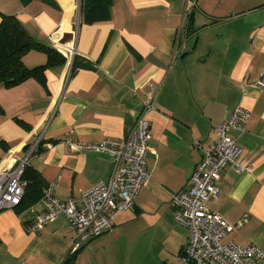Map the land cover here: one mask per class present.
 I'll return each instance as SVG.
<instances>
[{"label":"crops","instance_id":"crops-1","mask_svg":"<svg viewBox=\"0 0 264 264\" xmlns=\"http://www.w3.org/2000/svg\"><path fill=\"white\" fill-rule=\"evenodd\" d=\"M110 3L109 21L87 25L79 0H0V19L14 16L36 42L72 49L92 67L70 75L72 58L62 52L67 62L44 73L45 88L34 80L0 86V141L9 148L0 147V170L8 153L23 157L40 139L28 165L46 185L56 184L58 201L79 204L80 192L106 182L113 164L106 155L75 153L65 141L126 137L153 86L154 109L146 114L150 181L131 209L135 215L148 211L161 233L139 246L127 231L129 209L111 232L87 242L66 264H183L188 231L172 221L170 194L187 188L202 151L216 140L215 129L241 106L250 113L246 134L233 136L237 161L250 170L222 171L208 208L230 224L244 219L229 239L264 251V89L254 85L264 75V0H197L186 13L185 0ZM23 62L38 67L45 56L30 52ZM40 212L38 202L0 211V264H60L66 258L74 233L64 217L38 233L26 231Z\"/></svg>","mask_w":264,"mask_h":264},{"label":"built area","instance_id":"built-area-1","mask_svg":"<svg viewBox=\"0 0 264 264\" xmlns=\"http://www.w3.org/2000/svg\"><path fill=\"white\" fill-rule=\"evenodd\" d=\"M196 1L185 0L184 12L193 11ZM55 49L60 53H68L69 59L76 54L72 49L65 48L63 51L58 47ZM254 85L258 89H264V75ZM154 90L151 86L140 113L126 137L116 140L103 138L95 144L69 139L65 141L66 146L75 153L108 156L113 169L106 182L97 183L90 189L80 192L79 204L71 198L65 202L58 201L53 196L55 183H49L43 189L42 197L38 201L41 212L26 226V231L38 233L57 218L64 217L69 222L74 237L70 242L68 255L60 264H66L69 257L76 255L87 242L110 232L116 217L121 212L131 209L134 198L150 181V173L145 165L150 139L146 114L154 109L152 102ZM249 117V111L241 106L234 107L227 119L215 129L214 144L202 151L190 175L187 188L170 194L168 202L172 219L188 231L187 242L180 254V261L183 264L264 262V251L260 248L240 247L229 239L233 232L242 228L244 219L230 224L208 208V203L218 196L217 184L222 171L227 167H232L237 174L250 170L247 165L238 163L240 149L237 138L233 136V133L237 137L246 134ZM39 142L40 139L23 157L13 153L6 155L7 165L0 170V211L14 209L20 204L25 187L22 169L28 165V158Z\"/></svg>","mask_w":264,"mask_h":264},{"label":"trees","instance_id":"trees-1","mask_svg":"<svg viewBox=\"0 0 264 264\" xmlns=\"http://www.w3.org/2000/svg\"><path fill=\"white\" fill-rule=\"evenodd\" d=\"M80 18L82 23L93 25L100 22H106L110 19L111 0H79ZM0 22V86L4 89H11L28 80H34L45 88L44 73L54 68L65 66L67 59L53 46L36 42L25 30L22 24L14 16L2 15ZM30 52H37L45 56V63L38 67L27 68L24 65L23 58ZM72 75L77 69L92 68L78 56H74L71 62ZM0 114L3 110L0 108ZM15 122L27 132L30 128L23 122ZM38 143L37 147L39 146ZM0 147L6 153L9 148L3 141H0ZM24 147L23 150H27ZM22 180L25 183L24 193L20 204L15 208L17 211H23L35 205L42 197L43 189L46 187L41 174L31 166L24 167ZM71 261H67L70 263Z\"/></svg>","mask_w":264,"mask_h":264},{"label":"rangeland","instance_id":"rangeland-1","mask_svg":"<svg viewBox=\"0 0 264 264\" xmlns=\"http://www.w3.org/2000/svg\"><path fill=\"white\" fill-rule=\"evenodd\" d=\"M146 196H147L146 194L145 195L143 194L139 198ZM136 201L137 200L135 198L134 202ZM130 211L132 213L130 214L131 216L128 215L130 220H128L126 224L129 227L127 231L130 232L131 235H133V237H135L134 240L137 238L136 243L139 246L143 245V242L146 239H148L150 236H158V234L161 233L159 227H157V225L155 224V220H154L155 218L148 211L142 212L140 215H135L132 209ZM173 223L177 225L174 221Z\"/></svg>","mask_w":264,"mask_h":264},{"label":"bare ground","instance_id":"bare-ground-1","mask_svg":"<svg viewBox=\"0 0 264 264\" xmlns=\"http://www.w3.org/2000/svg\"><path fill=\"white\" fill-rule=\"evenodd\" d=\"M4 165H6V163L5 162H3V164H1V166H4ZM96 185V184H95ZM16 208V207H15ZM111 232V231H110Z\"/></svg>","mask_w":264,"mask_h":264},{"label":"water","instance_id":"water-1","mask_svg":"<svg viewBox=\"0 0 264 264\" xmlns=\"http://www.w3.org/2000/svg\"><path fill=\"white\" fill-rule=\"evenodd\" d=\"M70 71H71V68H70Z\"/></svg>","mask_w":264,"mask_h":264}]
</instances>
